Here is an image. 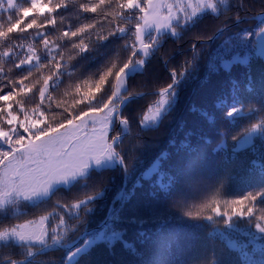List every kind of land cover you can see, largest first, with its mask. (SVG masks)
<instances>
[{
    "label": "snow or ice",
    "instance_id": "obj_1",
    "mask_svg": "<svg viewBox=\"0 0 264 264\" xmlns=\"http://www.w3.org/2000/svg\"><path fill=\"white\" fill-rule=\"evenodd\" d=\"M217 238L264 264V6L0 0V264H227Z\"/></svg>",
    "mask_w": 264,
    "mask_h": 264
},
{
    "label": "trees",
    "instance_id": "obj_2",
    "mask_svg": "<svg viewBox=\"0 0 264 264\" xmlns=\"http://www.w3.org/2000/svg\"><path fill=\"white\" fill-rule=\"evenodd\" d=\"M249 3L252 7V11L253 14H255L257 11L261 10L262 6H264V0H249ZM195 86V84L193 85ZM168 127H172V125H168ZM165 129H161L160 132L158 133H153L152 135L161 143L163 144L164 140L166 139V135H165ZM119 182V177L117 176V183ZM243 187V181L237 180L236 182H234L230 188L229 191L232 193L238 192L241 188ZM186 227V226H185ZM223 227V226H221ZM241 227H244V225H241ZM208 231H211V229H203V230H198L197 231V235L201 238L204 239L206 238V233ZM233 238L236 239H242V237H240L238 234L233 233L232 234ZM214 246L217 248V250H223L224 254H225V258H226V262L227 264H234L235 262V253H228L227 249L224 248L223 243L219 240V238H217L214 241ZM192 251H199V241H197L196 247L192 249ZM54 255H59V254H54ZM173 260L176 261V264H179V257L173 256L172 257Z\"/></svg>",
    "mask_w": 264,
    "mask_h": 264
}]
</instances>
